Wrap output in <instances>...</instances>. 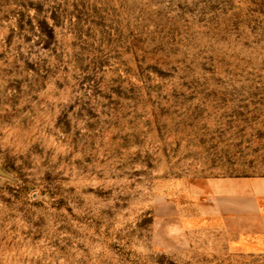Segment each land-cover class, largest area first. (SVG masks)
I'll list each match as a JSON object with an SVG mask.
<instances>
[{
	"label": "rangeland",
	"instance_id": "obj_1",
	"mask_svg": "<svg viewBox=\"0 0 264 264\" xmlns=\"http://www.w3.org/2000/svg\"><path fill=\"white\" fill-rule=\"evenodd\" d=\"M254 177L264 0H0V264H264Z\"/></svg>",
	"mask_w": 264,
	"mask_h": 264
},
{
	"label": "crops",
	"instance_id": "obj_2",
	"mask_svg": "<svg viewBox=\"0 0 264 264\" xmlns=\"http://www.w3.org/2000/svg\"><path fill=\"white\" fill-rule=\"evenodd\" d=\"M251 181L254 183L251 216H244L241 222L236 220L234 246L264 252V177H254Z\"/></svg>",
	"mask_w": 264,
	"mask_h": 264
}]
</instances>
